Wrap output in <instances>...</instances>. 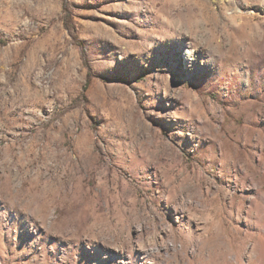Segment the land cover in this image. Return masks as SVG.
Segmentation results:
<instances>
[{"label":"rangeland","instance_id":"374dc122","mask_svg":"<svg viewBox=\"0 0 264 264\" xmlns=\"http://www.w3.org/2000/svg\"><path fill=\"white\" fill-rule=\"evenodd\" d=\"M261 247L264 0H0V264Z\"/></svg>","mask_w":264,"mask_h":264},{"label":"bare ground","instance_id":"6f19581e","mask_svg":"<svg viewBox=\"0 0 264 264\" xmlns=\"http://www.w3.org/2000/svg\"><path fill=\"white\" fill-rule=\"evenodd\" d=\"M188 63H191L192 61L191 60H187ZM177 210V209H176ZM261 250L264 251V247H261ZM236 264V263H234Z\"/></svg>","mask_w":264,"mask_h":264}]
</instances>
